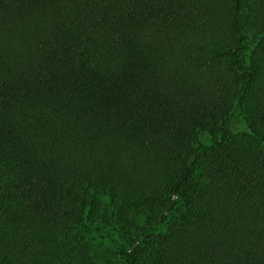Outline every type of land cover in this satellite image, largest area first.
I'll list each match as a JSON object with an SVG mask.
<instances>
[{
	"label": "trees",
	"instance_id": "trees-1",
	"mask_svg": "<svg viewBox=\"0 0 264 264\" xmlns=\"http://www.w3.org/2000/svg\"><path fill=\"white\" fill-rule=\"evenodd\" d=\"M110 263L264 264V0H0V264Z\"/></svg>",
	"mask_w": 264,
	"mask_h": 264
},
{
	"label": "rangeland",
	"instance_id": "rangeland-1",
	"mask_svg": "<svg viewBox=\"0 0 264 264\" xmlns=\"http://www.w3.org/2000/svg\"><path fill=\"white\" fill-rule=\"evenodd\" d=\"M204 140H205L204 142H206V141H208V138L207 137H204ZM133 219H139V216L138 215H134L133 216ZM110 264H113V263H110Z\"/></svg>",
	"mask_w": 264,
	"mask_h": 264
}]
</instances>
